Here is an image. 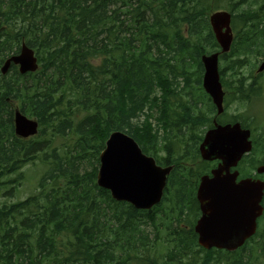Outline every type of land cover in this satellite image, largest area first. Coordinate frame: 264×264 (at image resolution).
Here are the masks:
<instances>
[{
	"label": "trees",
	"instance_id": "1",
	"mask_svg": "<svg viewBox=\"0 0 264 264\" xmlns=\"http://www.w3.org/2000/svg\"><path fill=\"white\" fill-rule=\"evenodd\" d=\"M216 10L231 14L226 53L208 21ZM22 40L40 66L0 74V184L34 161L45 169L35 193L0 202V264H264L261 224L232 251L200 247L193 229L199 178L216 165L198 150L213 118L256 134L240 177L256 176L264 162V127L226 112L229 101L262 96L259 75L241 69L264 59V0H0V65ZM212 52L225 91L220 115L201 86L200 56ZM16 107L37 119L35 136L14 134ZM114 130L173 165L150 209L116 201L96 183Z\"/></svg>",
	"mask_w": 264,
	"mask_h": 264
},
{
	"label": "water",
	"instance_id": "2",
	"mask_svg": "<svg viewBox=\"0 0 264 264\" xmlns=\"http://www.w3.org/2000/svg\"><path fill=\"white\" fill-rule=\"evenodd\" d=\"M230 13L218 10L210 14L209 24L221 47L228 52L232 42ZM10 63L18 65L20 73L35 71L38 67L34 51L24 42L20 51L4 61L1 72L5 73ZM202 87L217 109L222 112L223 89L218 73V53L203 54ZM264 68V63L259 70ZM14 131L17 136L28 137L37 133L36 120L19 110L14 112ZM250 131L239 123L217 124L207 130L199 146L204 160L218 159L211 175L200 178L196 191L201 215L194 231L198 244L233 250L242 245L256 229V219L262 213L260 200L264 181L252 178L237 180L235 167L242 155L251 150ZM172 166H159L153 157L144 154L137 142L126 133L115 130L105 141L99 154L96 183L107 189L116 201H125L137 209H150L161 200L166 179ZM264 173V164L257 167Z\"/></svg>",
	"mask_w": 264,
	"mask_h": 264
},
{
	"label": "rangeland",
	"instance_id": "3",
	"mask_svg": "<svg viewBox=\"0 0 264 264\" xmlns=\"http://www.w3.org/2000/svg\"><path fill=\"white\" fill-rule=\"evenodd\" d=\"M261 57H259L260 60ZM259 61L256 63V65L253 68V71H249V67H245L241 69V72L243 70L244 75H256L255 69L259 65ZM246 69V70H244ZM248 75V76H249ZM253 78V77H252ZM253 80V79H251ZM255 80L259 81L261 85L263 86V94L260 98H256L252 100V102L249 104H243L242 103H228L229 105L226 107V112L228 114H244V116H254L256 119V124L259 127H264V69L262 72H260L259 77H257ZM182 82V81H181ZM184 83L182 82L181 85ZM154 124L155 119L151 120ZM256 136V134H254ZM45 166L41 164L39 161H34L33 163H29L26 166H24L19 173L11 174L3 179V183L0 184V202L11 204L16 201L22 200L26 198L27 196L35 193L37 191V182L40 176L44 173ZM14 179L13 182H8V180ZM263 264V262H262Z\"/></svg>",
	"mask_w": 264,
	"mask_h": 264
},
{
	"label": "flooded vegetation",
	"instance_id": "4",
	"mask_svg": "<svg viewBox=\"0 0 264 264\" xmlns=\"http://www.w3.org/2000/svg\"><path fill=\"white\" fill-rule=\"evenodd\" d=\"M263 204V203H262ZM263 206V205H262ZM261 224V226H264V206H263V211H262V214L260 215V217L257 219V226H259ZM252 237L246 239L244 241V243L246 241H249Z\"/></svg>",
	"mask_w": 264,
	"mask_h": 264
},
{
	"label": "bare ground",
	"instance_id": "5",
	"mask_svg": "<svg viewBox=\"0 0 264 264\" xmlns=\"http://www.w3.org/2000/svg\"><path fill=\"white\" fill-rule=\"evenodd\" d=\"M223 105V108L225 109V103L224 104H222Z\"/></svg>",
	"mask_w": 264,
	"mask_h": 264
}]
</instances>
